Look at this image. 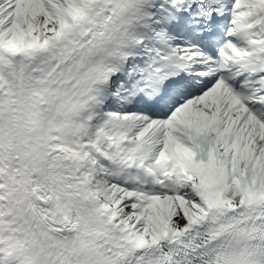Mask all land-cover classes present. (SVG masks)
Masks as SVG:
<instances>
[{
    "label": "snow or ice",
    "instance_id": "snow-or-ice-1",
    "mask_svg": "<svg viewBox=\"0 0 264 264\" xmlns=\"http://www.w3.org/2000/svg\"><path fill=\"white\" fill-rule=\"evenodd\" d=\"M0 264H264V0H0Z\"/></svg>",
    "mask_w": 264,
    "mask_h": 264
}]
</instances>
